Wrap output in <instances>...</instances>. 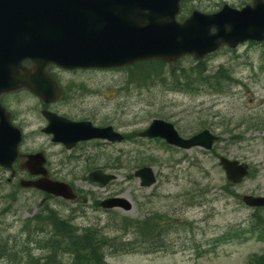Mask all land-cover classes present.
Masks as SVG:
<instances>
[{"label":"rangeland","instance_id":"obj_1","mask_svg":"<svg viewBox=\"0 0 264 264\" xmlns=\"http://www.w3.org/2000/svg\"><path fill=\"white\" fill-rule=\"evenodd\" d=\"M225 3L236 5L235 0H190L184 8L211 13ZM204 61L206 74L225 67L235 84L227 86L224 93L209 89L185 93L169 91L158 82L138 89L126 80L127 70L57 72L63 83L77 84L79 88L74 90L80 95L68 96L52 110L67 115L76 112V118L92 114L99 120L96 123L110 124L125 136V142L119 145L94 151L83 149L82 154L91 155L87 159L74 154L77 150L68 153L51 144L49 137L40 133L44 121L37 112L41 106L36 98L26 92L8 97L6 103L25 134L23 146L43 150L53 179L77 188L78 197L85 202H67L47 195L44 199L35 192L3 185L0 236H22V222L35 219L46 207V216L50 212L65 220L70 216L72 224L78 226V236L83 234L80 229L86 228L98 237L102 234L119 242L131 240L135 234L132 230L114 232V223L121 226L146 221L158 226L160 239L153 249L144 243L134 253L107 251V264H264V240L247 233L252 211L235 198L236 194L264 196V47L222 48ZM191 63L192 58L185 57L169 69L189 68ZM154 118L174 124L182 133L207 128L218 140L209 152L198 148L182 151L159 140H137L136 133ZM217 156L239 160L250 167L249 177L232 187L229 194L222 189L226 181ZM142 166L151 167L157 175V183L149 189L140 188L133 177ZM95 168L114 174L116 179L104 188L83 179ZM5 178H0L1 185ZM114 196L127 198L132 203L131 210L104 211L98 207L101 200ZM183 222H188L189 227L174 228ZM46 230L48 237L55 239L56 233L50 232L49 225ZM0 264L14 263L3 260Z\"/></svg>","mask_w":264,"mask_h":264},{"label":"water","instance_id":"obj_2","mask_svg":"<svg viewBox=\"0 0 264 264\" xmlns=\"http://www.w3.org/2000/svg\"><path fill=\"white\" fill-rule=\"evenodd\" d=\"M181 0H0V91L27 86L50 103L61 98L50 65L65 70L110 69L136 61L160 59L173 61L184 55L195 59L215 52L220 46L235 48L247 41L264 40V5L255 3L240 11L224 5L218 12L203 14L194 11L183 22L176 21ZM213 30V32H212ZM24 61L33 70L22 71ZM46 72V73H45ZM2 113L0 112V119ZM46 133L52 142L72 148L79 141L105 139L120 142L122 137L111 127L95 128L89 122H71L51 113H44ZM144 138H161L166 143L188 150L201 147L209 150L216 136L207 130L189 138L178 136L171 124L152 120L141 133ZM20 132L0 121V165L8 167L16 156ZM30 174L44 173L41 154L28 156ZM219 165L227 181L237 184L248 174V166L219 157ZM135 177L140 186L154 182L150 168L138 169ZM113 176L100 171L89 174L92 182L105 185ZM46 193L74 200L71 187L47 178L21 182ZM247 207H264V197L245 195ZM101 207L128 211L130 203L123 198L103 201Z\"/></svg>","mask_w":264,"mask_h":264},{"label":"trees","instance_id":"obj_3","mask_svg":"<svg viewBox=\"0 0 264 264\" xmlns=\"http://www.w3.org/2000/svg\"><path fill=\"white\" fill-rule=\"evenodd\" d=\"M188 13L189 11L184 8L179 19L183 20ZM181 62L182 59L172 64L158 60L137 63L125 68L126 80L129 84L136 85L138 89L146 85L149 88L150 85L158 82L169 91L185 93H199L204 89L224 93L227 86L235 84L230 71L225 67L220 66L213 74H206L207 67L204 60H192L189 68L169 69L178 66ZM251 219L253 230L264 239L263 209H255ZM48 225L51 228L50 232L54 235L56 233L57 238L48 237L46 230ZM157 227L145 221L123 223L114 227V232L120 234L122 231L126 233L132 230L135 236L131 240L116 242V239L108 240L101 235L98 237L95 231L87 229H83V234L78 236L77 227L69 220L40 213L35 220H26L22 223L23 239L0 238V260L14 264H107L105 262L107 251L109 254L134 253L144 247V243L150 244L153 249L160 239L158 234L160 229Z\"/></svg>","mask_w":264,"mask_h":264},{"label":"flooded vegetation","instance_id":"obj_4","mask_svg":"<svg viewBox=\"0 0 264 264\" xmlns=\"http://www.w3.org/2000/svg\"><path fill=\"white\" fill-rule=\"evenodd\" d=\"M262 1H264V0H262ZM253 2V0H235V3H236V5L238 6V7H242V6H245V5H248V4H251ZM57 71V72H64V71H62V70H59V69H57L56 70V68L55 69H52L51 71L53 72V71ZM57 79H58V77H57ZM58 81H59V83L60 84H62L61 82H60V80L58 79ZM66 87H68V84H65V88ZM62 91H64L63 89H62ZM10 95H6V96H3L2 98H4V100H6L7 101V98L9 97ZM2 98H1V100H2ZM0 100V101H1ZM3 100V101H4ZM1 104H2V106L5 108V110L10 114V116H11V119H12V121L14 122V118H13V116H12V114H11V110H10V107H9V105H8V103H4V102H1ZM77 150V151H76ZM75 151V154L76 153H78L79 152V148L78 149H76ZM20 153L21 154H23V155H27V154H30V153H35V152H33L32 150H29V149H26L25 147H22L21 146V148H20ZM83 156V155H82ZM78 157V156H77ZM47 161V160H46ZM22 163H18L17 164V166L16 167H12L11 169H10V172H6V171H3V172H5V173H9V176H10V178L8 179V182H11V181H13V180H15L16 178H18V177H26V178H28V175H27V173L20 167V165H21ZM46 168H47V164H46ZM47 170H48V175H49V177L51 178V179H53V177L50 175V172L52 171H50L49 170V168H47ZM50 171V172H49ZM55 174V173H54ZM11 180V181H10Z\"/></svg>","mask_w":264,"mask_h":264}]
</instances>
